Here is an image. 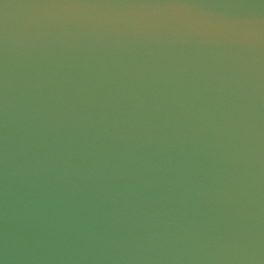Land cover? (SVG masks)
I'll list each match as a JSON object with an SVG mask.
<instances>
[{"label":"water","instance_id":"1","mask_svg":"<svg viewBox=\"0 0 264 264\" xmlns=\"http://www.w3.org/2000/svg\"><path fill=\"white\" fill-rule=\"evenodd\" d=\"M0 264H264V0H0Z\"/></svg>","mask_w":264,"mask_h":264}]
</instances>
